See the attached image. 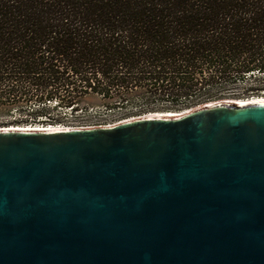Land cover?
Returning <instances> with one entry per match:
<instances>
[{"label":"water","instance_id":"obj_1","mask_svg":"<svg viewBox=\"0 0 264 264\" xmlns=\"http://www.w3.org/2000/svg\"><path fill=\"white\" fill-rule=\"evenodd\" d=\"M236 100L0 129V264H264V99Z\"/></svg>","mask_w":264,"mask_h":264},{"label":"trees","instance_id":"obj_2","mask_svg":"<svg viewBox=\"0 0 264 264\" xmlns=\"http://www.w3.org/2000/svg\"><path fill=\"white\" fill-rule=\"evenodd\" d=\"M257 96L264 0H0V127L107 124L76 114L91 97L123 120Z\"/></svg>","mask_w":264,"mask_h":264},{"label":"rangeland","instance_id":"obj_3","mask_svg":"<svg viewBox=\"0 0 264 264\" xmlns=\"http://www.w3.org/2000/svg\"><path fill=\"white\" fill-rule=\"evenodd\" d=\"M257 97H260V96H257ZM88 103H90V107H93L94 109L90 110L88 113H86L85 111L84 112H81V111L76 112V114L78 113V116H81V117L82 116H89L90 120H95L96 118L101 116V118L105 117V118H108L109 120L110 119L111 120L109 122H107V124H78V123H74L73 119L71 118L72 115H74V114H71V112H69L67 114V116H65L64 115L65 111L62 110V109H58V112L61 113V116L62 117H66V118L61 123H53V124H48V125H61V126H71V127H77V126H105V125H110V123L114 124V122L115 123L118 122V121L119 122H124V121H128V120H132L133 118H137V117H131V118H128V119H123V120L118 119L120 116L115 115L114 112L106 111L105 108L102 107V101L98 97L89 98L88 99ZM114 116H116V117H114ZM115 118H117V119H115Z\"/></svg>","mask_w":264,"mask_h":264},{"label":"bare ground","instance_id":"obj_4","mask_svg":"<svg viewBox=\"0 0 264 264\" xmlns=\"http://www.w3.org/2000/svg\"><path fill=\"white\" fill-rule=\"evenodd\" d=\"M255 98V97H254ZM259 100H263L264 97L260 96L257 97ZM262 98V99H261ZM249 99V98H246ZM246 99H237L236 103L239 104H243L246 102ZM251 99V98H250ZM253 99V98H252ZM193 109H187L185 111H180V112H169V113H156L158 115H156L157 117H163V118H180L182 116H184L185 114L191 112ZM154 115V114H151ZM155 116V115H154ZM121 122H116L114 123L115 125H120ZM109 126H113V124L110 123V125H105L103 126V128H107ZM2 128H11V129H7V130H17V131H25V132H44V131H69V130H76V129H80L82 130L83 128H75V127H71V126H61V125H20V126H8V127H0V129ZM87 129H97V128H87ZM6 131V130H4Z\"/></svg>","mask_w":264,"mask_h":264},{"label":"built area","instance_id":"obj_5","mask_svg":"<svg viewBox=\"0 0 264 264\" xmlns=\"http://www.w3.org/2000/svg\"><path fill=\"white\" fill-rule=\"evenodd\" d=\"M115 125V124H113ZM96 127H103V126H77L75 128H96Z\"/></svg>","mask_w":264,"mask_h":264}]
</instances>
